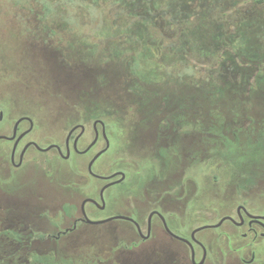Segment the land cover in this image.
Instances as JSON below:
<instances>
[{
	"label": "rangeland",
	"instance_id": "rangeland-1",
	"mask_svg": "<svg viewBox=\"0 0 264 264\" xmlns=\"http://www.w3.org/2000/svg\"><path fill=\"white\" fill-rule=\"evenodd\" d=\"M149 1L123 0L134 15L162 9L152 8ZM112 4L126 9L118 0H0V135L10 136L14 123L28 117L33 122L28 140L44 147L63 145L68 131L81 124L84 149L93 139V121L102 120L111 148L97 159L96 170L106 174L127 170L139 179L142 167L157 177L160 172L165 175L157 184L150 177L145 191L130 197L131 203L148 210L157 199L168 201L173 192L179 201L188 200L187 210L178 205V211L185 210L181 214L187 221L196 216L198 226L235 214L241 203L264 215V132L257 130L259 136L239 143L254 148H243L241 154H236L240 148L230 133L239 109L251 104L252 117L264 114V0H218L208 5L217 8L209 14L215 20L210 29L202 31L206 44L195 49L203 50L201 59L178 57L173 50L165 54L166 43L177 44L178 31L161 23L158 50L152 49L155 56L147 53L132 64L136 69L128 67L129 58L107 54V46L100 52L102 42L92 37L95 31L86 37L91 42L77 44L70 38L82 33L83 26L94 24L96 29L89 8L108 13L110 21L116 8L105 5ZM157 4L172 5L174 13L183 10V0ZM213 36H222V41H211ZM207 124L208 144L197 143ZM28 128L29 123L22 122L19 133ZM6 146L0 141V150ZM103 146L101 141L88 157L74 156L67 162L52 153L32 152L27 158L37 156V162L26 164L24 170L56 179L58 169L67 171L82 161L85 172L87 162ZM183 171L190 179L180 185ZM214 236L212 229L202 231V237Z\"/></svg>",
	"mask_w": 264,
	"mask_h": 264
},
{
	"label": "flooded vegetation",
	"instance_id": "flooded-vegetation-1",
	"mask_svg": "<svg viewBox=\"0 0 264 264\" xmlns=\"http://www.w3.org/2000/svg\"><path fill=\"white\" fill-rule=\"evenodd\" d=\"M250 106L239 109L231 121L230 133L235 145L259 136L257 130L264 132V114L252 117ZM95 121L99 120L92 123L93 139L84 149L81 147L85 127L81 124L68 131L76 128L68 142L67 133L63 145L44 147L27 139L30 132L21 136L20 124L25 120L18 125L14 137L12 133L0 135L4 137L0 141L7 142L5 149L0 150V264H264V215L254 213L245 204H238L235 214L198 226L196 216L192 220L187 214V221L186 214H181L189 207L188 200L179 201L173 192L168 201L157 199L148 210L131 203L130 197L142 189L145 191L144 183L150 177L154 176V184L163 179L165 175L159 167L160 177L142 167L139 179L127 170L106 174L94 168L97 160L89 170L95 153L87 162L85 172H82V161H78L67 171L58 169L56 179L47 173L40 176L24 170L26 164L37 162V156L27 158L32 152L52 153L61 162H67L74 156L88 157L101 141L104 146L99 151L103 150L106 142L101 126L94 127ZM81 126L84 127L82 134ZM206 126L209 128L197 135L200 139L197 143L208 144L210 124ZM106 136L108 152L111 142L107 130ZM172 137H176L175 132ZM51 145L54 147L43 151ZM240 145L236 154H241L243 148L254 151L251 144ZM171 150L175 151L172 146ZM204 153L205 148L201 154ZM187 179L190 178H182L180 185ZM111 183L114 184L103 190ZM129 185L134 189L129 190ZM116 187L119 191L112 192ZM178 205L186 209L179 212ZM181 217L187 222L181 221ZM224 218L218 227L197 231L214 226ZM206 229L215 231L214 238L202 237Z\"/></svg>",
	"mask_w": 264,
	"mask_h": 264
},
{
	"label": "trees",
	"instance_id": "trees-1",
	"mask_svg": "<svg viewBox=\"0 0 264 264\" xmlns=\"http://www.w3.org/2000/svg\"><path fill=\"white\" fill-rule=\"evenodd\" d=\"M217 2L218 0H183V10H178L174 13L172 12V5L165 4V6L162 7L160 4H157V0H151L147 2L148 5H151L152 8L158 7L159 9L162 8L161 10L165 9V13H162L161 10L149 9L148 16H142L131 14L128 11L129 4L126 5L123 0H118V3L125 6V10H123V7L117 9L113 4L112 6L105 5L106 9L116 8L113 12H110V15L112 16L110 17L111 20L108 21V13L102 12L96 7L89 8V10H92L91 14L96 18V29L94 24L90 27L89 25L83 26V28L80 29L83 31L82 33L78 32L77 35H73L70 38H72L73 43L77 44L78 42L79 44L87 43L88 41L91 42L90 39L86 37H88L91 32L95 31L96 34L93 33L92 37L102 42L100 44L96 43L101 49L100 52H102L107 46L110 48L107 50V54L121 56L126 59L129 58L128 67L130 69H136L132 64H137V60L143 59L147 53L151 52L155 56L156 53L152 52V49L158 50V38L156 32L161 30V23L165 22V26L168 30L174 27V29L178 31L176 35L177 44L166 43V46H164L165 54L170 53V51L173 50L178 54V57L194 56L195 58L201 59L204 57L202 56L203 50L201 53L195 49H200L206 44L207 38L202 31L203 29H210L211 22L215 20L210 19L209 14L217 8L215 6L209 8L208 5L210 6ZM104 17L106 19H104ZM205 23H208V26L205 25ZM218 25L219 24H217V26ZM221 37L222 36H219L217 38L213 36L211 41H222ZM109 44H112V47H109ZM114 44L123 46V49H117ZM139 44L141 47L138 49L136 46ZM71 46L73 48L75 45ZM126 48L127 50H125ZM108 62L111 61L108 60ZM133 74L136 75L137 72L133 71Z\"/></svg>",
	"mask_w": 264,
	"mask_h": 264
},
{
	"label": "water",
	"instance_id": "water-1",
	"mask_svg": "<svg viewBox=\"0 0 264 264\" xmlns=\"http://www.w3.org/2000/svg\"><path fill=\"white\" fill-rule=\"evenodd\" d=\"M2 117H3V114L2 113H0V120L2 119ZM28 121L29 122V129L28 130H26L25 132H23L22 134H21V136H24V135H26V134H28L30 131H31V129H32V126H33V122L31 121V119H29V118H19L16 122H15V124H14V127H13V131H12V137H14L15 135H16V133H17V128H18V125L22 122V121ZM97 124H99L100 126H101V128H102V134H103V137H104V140H105V142H106V147L103 149V150H101V151H99L98 153H96L95 155H94V157L92 158V160H91V162H90V164H89V170H91V167H92V165H93V163L103 154V153H105L107 150H108V148H109V140H108V138H107V136H106V130H105V124L103 123V121H101V120H99V121H95L94 122V127L97 125ZM76 128H73L69 133H68V137H67V142H68V139H69V137H70V135L73 133V131L75 130ZM84 132V127L83 126H81V134ZM1 138H4V137H0V139ZM12 139V138H11ZM95 142H93V143H91V145L88 147V149L94 144ZM52 147H54V145H51V146H49V147H47L45 150H43V151H47V150H50ZM122 175H123V173H121ZM116 175V174H115ZM112 184H114V183H111V184H108V185H106L104 188H103V190L104 189H106L107 187H109L110 185H112ZM226 218H224V219H222L218 224H216V225H214V226H205V227H201V228H198L197 229V231H199V230H202V229H204V228H208V227H218L224 220H225ZM100 223V222H99Z\"/></svg>",
	"mask_w": 264,
	"mask_h": 264
}]
</instances>
